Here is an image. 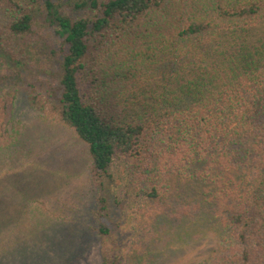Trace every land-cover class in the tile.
<instances>
[{"label": "trees", "instance_id": "trees-1", "mask_svg": "<svg viewBox=\"0 0 264 264\" xmlns=\"http://www.w3.org/2000/svg\"><path fill=\"white\" fill-rule=\"evenodd\" d=\"M38 21L56 39L49 79L25 59ZM116 57L108 78L100 63ZM142 59L158 85L127 66ZM21 93L87 149L101 264H124L130 210L149 254L205 240L193 264H264V0H0V152L24 130ZM16 241L0 264L25 255Z\"/></svg>", "mask_w": 264, "mask_h": 264}, {"label": "rangeland", "instance_id": "rangeland-1", "mask_svg": "<svg viewBox=\"0 0 264 264\" xmlns=\"http://www.w3.org/2000/svg\"><path fill=\"white\" fill-rule=\"evenodd\" d=\"M62 9L68 12V8L62 6ZM35 26L39 49L25 59L32 65L31 73L38 74L35 77L49 79L44 70L53 68L50 46L56 44V39L43 22L38 21ZM99 53V50L93 51L92 55L96 57ZM124 58L133 59L125 55ZM118 60L116 57L100 63L108 78L126 66H120ZM127 64L135 69L142 85L147 88L158 85L156 65L145 59ZM111 86L110 79L103 87L94 83L90 93L105 99L107 94L103 90L109 91ZM120 98L117 91L115 102ZM15 115L24 123L20 141L0 152V254L13 250L8 244L11 239L14 242L23 239L21 243L29 244L23 249V257L11 255L3 262L101 264L99 239L94 231L96 190L85 145L67 127L42 119L24 93L17 97ZM131 212L127 223H121L118 239L124 264H193L201 261L212 246L205 240L192 245L178 240L169 244L168 252L161 250L158 254V248H154L149 254L150 239L142 238L143 231L137 228ZM20 258L23 259L20 261Z\"/></svg>", "mask_w": 264, "mask_h": 264}]
</instances>
